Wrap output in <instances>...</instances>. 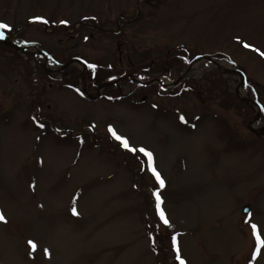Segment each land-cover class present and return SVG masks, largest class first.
<instances>
[{
  "label": "rangeland",
  "instance_id": "374dc122",
  "mask_svg": "<svg viewBox=\"0 0 264 264\" xmlns=\"http://www.w3.org/2000/svg\"><path fill=\"white\" fill-rule=\"evenodd\" d=\"M0 23V264H178L173 236L186 264H264V59L242 46L264 52V0H0ZM89 65L129 81L96 92Z\"/></svg>",
  "mask_w": 264,
  "mask_h": 264
},
{
  "label": "snow or ice",
  "instance_id": "6c2138e0",
  "mask_svg": "<svg viewBox=\"0 0 264 264\" xmlns=\"http://www.w3.org/2000/svg\"><path fill=\"white\" fill-rule=\"evenodd\" d=\"M31 23H40V24H47L48 21L45 19H40L37 18L36 20L31 21ZM63 23V22H62ZM0 29L4 30V31H11L12 29L9 28L6 24L0 23ZM4 39V35L2 32H0V40ZM237 43L239 44L240 41H237ZM245 49H248L249 51L255 52L258 56H260L262 59H264V52H260L258 51L256 48L251 47L249 44H243L242 45ZM89 67H92V65H89ZM181 123H185L184 118L181 117ZM38 127H43V125L38 124ZM108 133L112 136V138L114 140H116L118 142V144L128 153L132 154V155H136L137 153L141 154L142 156L147 158V164H148V168L149 171L151 172V175L155 178L156 182L160 185L161 188L164 187V181L161 179V177L159 176V174L156 172V170L154 169V167H152V162H153V156L150 152L146 151L143 147H133L129 144V141L125 138H122L121 136H119L111 127L108 128ZM153 196L155 198L156 201V212L157 215L161 221V223L165 226L168 227V220L165 218V214L164 212L161 210V198L159 196L158 193L153 192ZM74 217L78 215L77 211L75 208L72 209V213H71ZM245 223H249L248 220L244 221ZM0 223H7V220L5 219L4 215L2 213H0ZM251 230H252V236L255 240L256 243V247L255 250L253 251L252 257L253 259H256L257 256L260 254L261 249H264V240L261 239L260 234L258 233V228L255 224H250ZM172 251L174 253H176V260L178 261V264H186V262L181 259L180 254H179V250L177 248L176 245V237L173 236L172 238ZM27 246L29 249V258L30 259H34V254L37 252V245L36 243H34L33 241L29 240L27 242ZM43 255L45 258H50V253L48 251V249H44L43 251Z\"/></svg>",
  "mask_w": 264,
  "mask_h": 264
},
{
  "label": "trees",
  "instance_id": "16d2710c",
  "mask_svg": "<svg viewBox=\"0 0 264 264\" xmlns=\"http://www.w3.org/2000/svg\"><path fill=\"white\" fill-rule=\"evenodd\" d=\"M94 77L95 76L92 77L93 78V82L96 84V83H99L101 81L103 75L102 74H98L95 78ZM263 130H264V128H263Z\"/></svg>",
  "mask_w": 264,
  "mask_h": 264
},
{
  "label": "water",
  "instance_id": "95a60500",
  "mask_svg": "<svg viewBox=\"0 0 264 264\" xmlns=\"http://www.w3.org/2000/svg\"><path fill=\"white\" fill-rule=\"evenodd\" d=\"M242 210H243V212H246L248 209H247V207H244Z\"/></svg>",
  "mask_w": 264,
  "mask_h": 264
}]
</instances>
